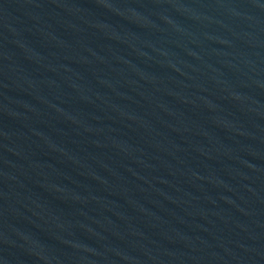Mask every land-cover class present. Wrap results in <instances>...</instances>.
<instances>
[{
	"label": "water",
	"instance_id": "1",
	"mask_svg": "<svg viewBox=\"0 0 264 264\" xmlns=\"http://www.w3.org/2000/svg\"><path fill=\"white\" fill-rule=\"evenodd\" d=\"M0 264H264V0H0Z\"/></svg>",
	"mask_w": 264,
	"mask_h": 264
}]
</instances>
